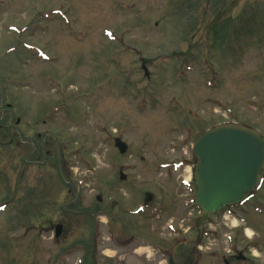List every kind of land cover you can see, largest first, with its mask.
Segmentation results:
<instances>
[{
  "label": "rangeland",
  "instance_id": "374dc122",
  "mask_svg": "<svg viewBox=\"0 0 264 264\" xmlns=\"http://www.w3.org/2000/svg\"><path fill=\"white\" fill-rule=\"evenodd\" d=\"M223 124L264 137V0H0V264H158L188 229L264 250L253 203L204 221L184 184Z\"/></svg>",
  "mask_w": 264,
  "mask_h": 264
},
{
  "label": "water",
  "instance_id": "95a60500",
  "mask_svg": "<svg viewBox=\"0 0 264 264\" xmlns=\"http://www.w3.org/2000/svg\"><path fill=\"white\" fill-rule=\"evenodd\" d=\"M147 77V66L143 65ZM115 147L126 155L129 146L122 139L115 140ZM197 167L194 179L197 185L199 208L216 215L224 208L234 207L250 197L261 185L264 171V140L254 129L225 124L208 130L194 144ZM127 176L121 172V180ZM145 205L152 200L148 195ZM56 237L63 233V226L57 225Z\"/></svg>",
  "mask_w": 264,
  "mask_h": 264
},
{
  "label": "flooded vegetation",
  "instance_id": "af4514ba",
  "mask_svg": "<svg viewBox=\"0 0 264 264\" xmlns=\"http://www.w3.org/2000/svg\"><path fill=\"white\" fill-rule=\"evenodd\" d=\"M1 109L3 114L5 112H7L8 114V129L10 131L15 129L16 126L12 123L14 116V108L12 107V105L7 104V106L5 107L2 104ZM13 143L14 142L12 139L8 144L12 147ZM181 165L184 167L186 163ZM262 176L263 181L261 187L249 198L247 202L244 203V205L231 209V211L236 212L237 210L244 208L246 205L253 203L254 207L252 210H254L255 213L264 215V209L260 207L263 206V202H261V192L264 191V172ZM186 185L187 187L190 186V188L195 187L194 183H192L191 185V183L186 182ZM149 205L145 208H148ZM202 219L204 221H207L208 216H204ZM205 225H207V223H205ZM208 232L209 231L205 229L185 230V235L190 236V234H193L194 238L189 241V244H184L185 247H178L177 245L176 248H172L170 251L166 249H162L161 251H159L161 256L168 258V261H158V264H264V259L262 261L257 260V258L261 257V255L256 256L252 251L253 249H255L260 254H263L264 258V250L258 243L253 242L242 247H240V245L238 246L231 244L228 247H225V249H222L219 246L208 244V242H211L210 234ZM179 240L180 239H175L172 241L175 242ZM185 241H187L186 238ZM192 243H194V245Z\"/></svg>",
  "mask_w": 264,
  "mask_h": 264
},
{
  "label": "clouds",
  "instance_id": "9594fccd",
  "mask_svg": "<svg viewBox=\"0 0 264 264\" xmlns=\"http://www.w3.org/2000/svg\"><path fill=\"white\" fill-rule=\"evenodd\" d=\"M246 231H247V235H248L249 237H251V236L253 235V232H252L251 230H246ZM252 251H253V254H254V255H256V256H259V255H260V253L257 252L255 249H253Z\"/></svg>",
  "mask_w": 264,
  "mask_h": 264
}]
</instances>
